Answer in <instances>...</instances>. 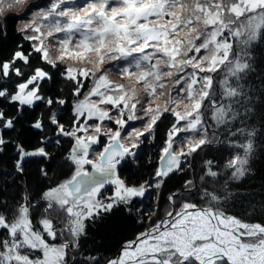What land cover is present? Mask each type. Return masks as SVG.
Masks as SVG:
<instances>
[{
	"label": "snow or ice",
	"instance_id": "snow-or-ice-1",
	"mask_svg": "<svg viewBox=\"0 0 264 264\" xmlns=\"http://www.w3.org/2000/svg\"><path fill=\"white\" fill-rule=\"evenodd\" d=\"M14 36L0 264H264V0H0ZM145 141L154 170L122 177Z\"/></svg>",
	"mask_w": 264,
	"mask_h": 264
},
{
	"label": "trees",
	"instance_id": "trees-1",
	"mask_svg": "<svg viewBox=\"0 0 264 264\" xmlns=\"http://www.w3.org/2000/svg\"><path fill=\"white\" fill-rule=\"evenodd\" d=\"M15 23V21H10V27L9 31L11 33L12 31V25ZM16 39L18 37H13L12 40H10L7 44H4L0 47L3 48L2 54H7V50L10 49L15 43ZM163 130V127L162 129ZM159 141H156V144H158ZM156 144H153L152 142L145 141L144 144L139 149V166L135 164H125L121 168V175L124 178H127L129 180H136L140 178L146 179L149 174L154 170L155 168V152H156ZM149 160L152 161V163H149ZM258 167L261 168V175H264V163H261L258 165ZM35 170V165H31L28 169L29 173H33ZM259 182V181H257ZM174 183H176L175 179L169 181L168 186L171 187ZM152 198L151 196L145 197L142 200V204L145 208L149 207L151 205ZM125 219L128 220L127 227L125 231L131 235L134 232H138L143 230L134 219L131 217H128L127 214H125ZM119 239L118 237L110 236L104 231L103 229L98 228H90L89 235L82 241L86 249H96L99 248L101 252L109 253L112 251H115L116 247L119 245ZM103 245V247H101Z\"/></svg>",
	"mask_w": 264,
	"mask_h": 264
},
{
	"label": "rangeland",
	"instance_id": "rangeland-1",
	"mask_svg": "<svg viewBox=\"0 0 264 264\" xmlns=\"http://www.w3.org/2000/svg\"><path fill=\"white\" fill-rule=\"evenodd\" d=\"M38 3H43V0H37Z\"/></svg>",
	"mask_w": 264,
	"mask_h": 264
}]
</instances>
